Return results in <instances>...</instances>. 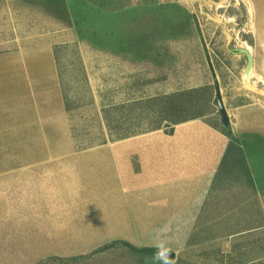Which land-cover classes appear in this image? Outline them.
<instances>
[{"label":"rangeland","instance_id":"obj_1","mask_svg":"<svg viewBox=\"0 0 264 264\" xmlns=\"http://www.w3.org/2000/svg\"><path fill=\"white\" fill-rule=\"evenodd\" d=\"M256 1L0 0V182L49 156L165 125L161 118L200 119L228 143L186 244L153 234L150 222L138 234L102 219L0 222V264H166L167 252L171 264H264V3ZM164 94L187 96L160 119L152 105L130 104ZM121 238L165 255L114 245Z\"/></svg>","mask_w":264,"mask_h":264},{"label":"crops","instance_id":"obj_2","mask_svg":"<svg viewBox=\"0 0 264 264\" xmlns=\"http://www.w3.org/2000/svg\"><path fill=\"white\" fill-rule=\"evenodd\" d=\"M167 125L8 171L7 181L0 182V222H56L58 228L60 222L102 219L126 225V234H138L150 222L145 228L153 234L186 244L224 173L228 143L200 119ZM7 248L16 251L15 242Z\"/></svg>","mask_w":264,"mask_h":264},{"label":"trees","instance_id":"obj_3","mask_svg":"<svg viewBox=\"0 0 264 264\" xmlns=\"http://www.w3.org/2000/svg\"><path fill=\"white\" fill-rule=\"evenodd\" d=\"M187 96V94H181V95H175L173 97H163V98H158L156 100H153V101H149L145 104V106L147 105H152V109L155 110V112L153 113L155 116H157V118L160 119V116H162L163 114L167 113V108L170 107V106H175L178 107L179 103H182L183 102V98ZM151 109V108H149ZM151 109V110H152ZM188 120H192V119H186L184 121H188ZM161 121L162 122H167V127H170L171 125H177L183 121H171L170 118H167V119H162L161 118ZM161 125H159V127H156V128H160ZM154 128V129H156ZM172 133V130L169 131V134ZM114 245H121V246H124V247H128L129 249L133 250L134 252L138 253V254H142V255H155V256H161V255H165L164 252L162 251H157L155 249H136V248H133L132 246H130L129 244L127 243H124V242H118V243H115ZM108 247L106 248H103L102 250H106Z\"/></svg>","mask_w":264,"mask_h":264},{"label":"water","instance_id":"obj_4","mask_svg":"<svg viewBox=\"0 0 264 264\" xmlns=\"http://www.w3.org/2000/svg\"><path fill=\"white\" fill-rule=\"evenodd\" d=\"M238 54L245 56L247 59V65L245 68L244 75L248 77L251 72L252 66H253V58L246 49L240 50ZM217 105H218L220 116L222 118V123L226 126L229 124V120H228V116L224 108V104H223V101H222V98H221V95L218 89H217ZM173 259H174V254L172 252H167L166 253V264H171Z\"/></svg>","mask_w":264,"mask_h":264}]
</instances>
